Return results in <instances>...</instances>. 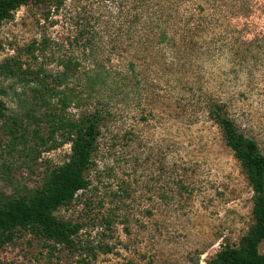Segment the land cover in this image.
<instances>
[{"label":"rangeland","instance_id":"rangeland-1","mask_svg":"<svg viewBox=\"0 0 264 264\" xmlns=\"http://www.w3.org/2000/svg\"><path fill=\"white\" fill-rule=\"evenodd\" d=\"M0 101V203L69 162L59 120L103 116L90 185L55 212L81 226L74 246L18 231L0 264H207L254 224L208 111L264 154V0L32 2L0 26Z\"/></svg>","mask_w":264,"mask_h":264},{"label":"trees","instance_id":"trees-1","mask_svg":"<svg viewBox=\"0 0 264 264\" xmlns=\"http://www.w3.org/2000/svg\"><path fill=\"white\" fill-rule=\"evenodd\" d=\"M32 2L43 3V0H0V26ZM158 37L160 42L168 39L165 33ZM193 38L197 40V49H202V36L193 34ZM5 112L6 106L0 101V120L5 117ZM208 113L210 119L221 127L226 145L233 151L253 190L254 224L238 246L226 245L207 264H264V255L259 250L264 241V154L255 140L237 128L222 106L213 104ZM102 117L101 111H95L82 115L77 122L59 120L60 129L67 131L71 144L70 160L50 173L34 195L0 203V249L12 244L18 231H29L56 245L74 246V238L81 226L59 220L55 212L70 205L77 193L90 185L86 173L93 163Z\"/></svg>","mask_w":264,"mask_h":264}]
</instances>
